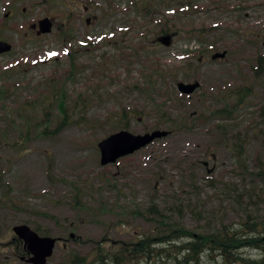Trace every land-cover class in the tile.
Segmentation results:
<instances>
[{
	"label": "rangeland",
	"instance_id": "374dc122",
	"mask_svg": "<svg viewBox=\"0 0 264 264\" xmlns=\"http://www.w3.org/2000/svg\"><path fill=\"white\" fill-rule=\"evenodd\" d=\"M139 3L0 0V39L11 44L0 54V264H30L16 224L58 238L46 264H66L73 251L91 258L95 241L133 240L164 221L208 232L264 213V72H254L264 0ZM69 14L72 35L90 43L72 55L59 34ZM43 17L52 30L36 34ZM158 20L174 34L168 46ZM178 82L199 86L182 96ZM60 98L68 117L57 128ZM230 103L229 118L211 114ZM122 129L167 134L101 165L97 143Z\"/></svg>",
	"mask_w": 264,
	"mask_h": 264
},
{
	"label": "trees",
	"instance_id": "16d2710c",
	"mask_svg": "<svg viewBox=\"0 0 264 264\" xmlns=\"http://www.w3.org/2000/svg\"><path fill=\"white\" fill-rule=\"evenodd\" d=\"M141 1L129 0L136 7ZM143 6L141 11L148 14L149 9L146 4ZM65 17L66 22L59 27V34L63 43L68 45L69 54L72 55L73 52L90 43L76 40L71 28L73 16L69 14ZM158 22L161 23L160 33L170 32L171 28L166 21L162 23L158 20ZM255 64V75H260L264 72L263 57L257 56ZM0 90L2 93L5 92L3 87ZM248 91L245 88L242 96H245ZM64 104L63 98H60L57 106L62 107L63 117L58 122L57 128L67 122L68 114ZM229 105H233L234 108L239 106L234 103L226 104L222 108L212 110L211 114L215 118H227L231 115V110L227 108ZM131 113L134 114L137 111L134 109L128 113L123 111L119 113L120 118L125 117L127 121ZM162 114L165 115L163 111ZM122 126L127 127L126 124ZM215 126L223 128L222 124ZM44 132L46 129H43ZM260 137L264 152V129L260 130ZM241 147L239 155L242 153L243 146ZM256 168L258 174L264 178V159L258 158ZM148 211L157 213L154 205H150ZM158 214L164 216L161 213ZM48 217L54 218L53 215ZM164 223L166 229L159 227L155 233H144L133 240H113L110 244H105L102 238V241L93 242L91 258L73 251L66 264H264V213L257 216L247 213L235 223H222L218 228L208 232H195L179 226L176 222L167 224L164 221Z\"/></svg>",
	"mask_w": 264,
	"mask_h": 264
},
{
	"label": "water",
	"instance_id": "95a60500",
	"mask_svg": "<svg viewBox=\"0 0 264 264\" xmlns=\"http://www.w3.org/2000/svg\"><path fill=\"white\" fill-rule=\"evenodd\" d=\"M7 13H5V16ZM37 34L50 32L52 20L44 17L37 22ZM32 28L36 24H32ZM173 33L161 35L157 40L164 46H168L173 37ZM11 49L10 43L0 39V54L8 52ZM226 51L214 53L211 57L223 58ZM199 82L184 83L178 82L177 89L184 94L193 93L198 88ZM167 134L164 130H154L143 134H133L128 130L122 129L109 134L100 140L97 144L100 152V164L106 165L115 162L118 158L131 154L134 151L146 146L156 138L163 137ZM14 234L23 241L24 247L29 252L30 257L27 262L32 264H45L47 258L53 253L56 238L51 236H41L26 224H16L12 227Z\"/></svg>",
	"mask_w": 264,
	"mask_h": 264
},
{
	"label": "flooded vegetation",
	"instance_id": "af4514ba",
	"mask_svg": "<svg viewBox=\"0 0 264 264\" xmlns=\"http://www.w3.org/2000/svg\"><path fill=\"white\" fill-rule=\"evenodd\" d=\"M263 102H264V101H263ZM259 111H260L261 115L264 117V104L260 106ZM58 240H59V239H57V241H58ZM23 251H25V255H26L25 260H27V258L30 257V254H29V252L26 250V248H25L24 246H23ZM26 262H27V261H26ZM27 263H29V262H27ZM30 264H31V263H30Z\"/></svg>",
	"mask_w": 264,
	"mask_h": 264
},
{
	"label": "snow or ice",
	"instance_id": "6c2138e0",
	"mask_svg": "<svg viewBox=\"0 0 264 264\" xmlns=\"http://www.w3.org/2000/svg\"><path fill=\"white\" fill-rule=\"evenodd\" d=\"M53 55H55V54L53 53Z\"/></svg>",
	"mask_w": 264,
	"mask_h": 264
}]
</instances>
